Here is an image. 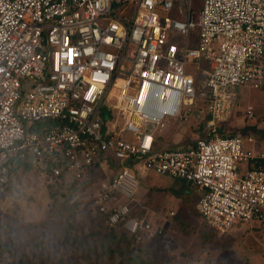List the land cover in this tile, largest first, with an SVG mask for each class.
<instances>
[{"label":"built area","instance_id":"built-area-1","mask_svg":"<svg viewBox=\"0 0 264 264\" xmlns=\"http://www.w3.org/2000/svg\"><path fill=\"white\" fill-rule=\"evenodd\" d=\"M239 85L264 87V0H0V194L20 161L56 185L110 156L119 170L90 205L137 242L163 233L127 203L150 172L195 187L197 212L220 234L264 222V150L218 134ZM197 92L208 97L203 137L160 146ZM0 264L26 261L0 248Z\"/></svg>","mask_w":264,"mask_h":264},{"label":"rangeland","instance_id":"rangeland-1","mask_svg":"<svg viewBox=\"0 0 264 264\" xmlns=\"http://www.w3.org/2000/svg\"><path fill=\"white\" fill-rule=\"evenodd\" d=\"M199 63L202 69L197 74L203 78L200 72L208 66L205 61ZM236 93L231 117L224 125L226 133H245L264 140V87L239 85ZM108 102L115 99L105 104ZM206 103L197 92L194 103L183 106L187 119H170L162 130L161 146L182 147L196 138L205 116L198 114L205 112ZM248 105L254 108L253 118L245 116ZM25 163L18 162L8 193L0 194L1 249L22 256L26 264H117L120 257L103 251L102 235L97 233L120 234L124 230L106 224L88 204L100 181L111 174V164L95 165L80 180L67 177V182L44 186ZM172 188L180 189L181 199ZM198 196L195 187L169 176L151 172L140 179L133 200L127 201L129 208L163 228L158 237L138 242L134 239L141 256L151 264H264V222H240L232 231L219 235L197 213ZM119 200L124 198L120 196ZM84 236L85 243H80ZM84 252H88L86 258L81 257Z\"/></svg>","mask_w":264,"mask_h":264},{"label":"trees","instance_id":"trees-1","mask_svg":"<svg viewBox=\"0 0 264 264\" xmlns=\"http://www.w3.org/2000/svg\"><path fill=\"white\" fill-rule=\"evenodd\" d=\"M202 97L204 98V100L206 102L208 101V97H206V95L202 96ZM202 113L204 114V112H201L200 114H198V116H200ZM202 119L203 120H201L200 125H199V127L197 129L198 133H197L196 138L192 139L187 145L193 144L195 139L203 137V135H204V132H203L204 131V125H205V121H206L207 117L204 116V117H202ZM46 123H48V122H42V121L34 122L28 128L30 130H34V129L35 130H40L44 125H46ZM225 127L226 126L222 125V126H220L218 128V134L220 136H231V135L235 134L234 132H231V131H230V133H226V131H225L226 128ZM187 145L182 146V147H186ZM107 162H108L109 165L111 164L112 167H115L117 165L116 161L113 158H111L110 156H108ZM24 165H25L26 168H32V165L30 163H25ZM15 170H16V168L13 170V172ZM181 181L183 183H186L184 180H181ZM60 182H62V181H60ZM48 185L49 186H53V184L52 185L48 184ZM172 191H173V193H175V195L178 198L181 199V194H180V189L179 188H175V190L172 188ZM91 197H90V199H91ZM90 199L88 201L90 209L94 213L99 215L100 216L99 218H101L105 222V218L107 217V214L99 213V212L95 211L90 205ZM131 215H135V216L141 217V214H137V213H131ZM117 226L121 227L120 225H117ZM112 227H116V226H112ZM209 228L212 229V231L219 233L215 229H213L211 227H209ZM95 235H93V237H95ZM97 235H102V237L100 238V241H101L100 245H101V248L103 249V251L107 250L109 253H114V254L117 253L118 257H120V261L117 264H151L149 261H147L145 258H143L141 256V254L139 252L141 250V248H138V247L135 248V246H134V242H135L134 236L129 235L125 230H124V232L122 231L120 234H117V233H114V232L110 231V232H107V233H104V234L98 232ZM86 237L87 236L82 237L80 239V243H85ZM64 239L66 241V237H64ZM144 240H149V239H144ZM1 247L2 246H0V248ZM135 249H137V252H134ZM86 256H88V252H84V254L81 255L82 258H86Z\"/></svg>","mask_w":264,"mask_h":264},{"label":"crops","instance_id":"crops-1","mask_svg":"<svg viewBox=\"0 0 264 264\" xmlns=\"http://www.w3.org/2000/svg\"><path fill=\"white\" fill-rule=\"evenodd\" d=\"M248 106H251V105H248ZM247 106V107H248ZM246 107V108H247ZM252 107V110H253V113H254V108H253V106H251ZM246 110V109H245ZM204 115V114H203ZM230 117H231V115H230ZM242 134H245V133H242ZM253 137V139H254V142H253V145L255 146V148L256 149H261V150H264V140L263 139H260V138H258V137H256V136H252ZM158 144L161 146V143H160V139L158 140ZM107 165H109L108 163H107ZM119 164L117 163V165L115 166V167H112V171H111V174L109 175V176H111L112 174H114L116 171H118L119 170ZM32 169H34L33 167H32ZM35 171V170H34ZM36 173V172H35ZM151 173V172H150ZM150 173H147L145 176H147L148 174H150ZM37 175V174H36ZM109 176H106V177H109ZM38 177V176H37ZM70 178H72V177H70ZM143 177H141V179H142ZM175 179V178H174ZM67 180V179H66ZM74 180V179H73ZM178 180H181V179H178ZM69 181V180H68ZM11 183H12V178H11V181H10ZM67 182V181H66ZM45 186V185H44ZM140 186V185H139ZM198 191V190H197ZM147 220H150V219H147ZM151 221V220H150ZM204 222V221H203ZM251 222H249V223H244V224H250ZM232 229H233V227L228 231V232H230V231H232ZM227 232V233H228ZM217 233V232H216ZM227 233H225V234H227ZM217 234H219V235H224V234H220V233H217Z\"/></svg>","mask_w":264,"mask_h":264},{"label":"water","instance_id":"water-1","mask_svg":"<svg viewBox=\"0 0 264 264\" xmlns=\"http://www.w3.org/2000/svg\"><path fill=\"white\" fill-rule=\"evenodd\" d=\"M149 128H151V125H147Z\"/></svg>","mask_w":264,"mask_h":264}]
</instances>
